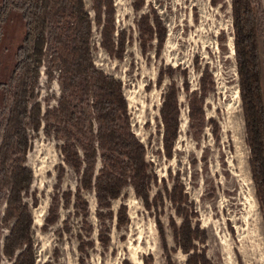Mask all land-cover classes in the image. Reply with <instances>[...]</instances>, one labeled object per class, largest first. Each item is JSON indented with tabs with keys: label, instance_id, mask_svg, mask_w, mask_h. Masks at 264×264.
Wrapping results in <instances>:
<instances>
[{
	"label": "rangeland",
	"instance_id": "1",
	"mask_svg": "<svg viewBox=\"0 0 264 264\" xmlns=\"http://www.w3.org/2000/svg\"><path fill=\"white\" fill-rule=\"evenodd\" d=\"M113 1L114 37L120 36L123 43L119 48L122 58L110 56L102 47V29L95 24L92 57L97 68L123 84L131 128L145 145L146 159L158 176L151 200L157 193L162 199L157 205L151 201L149 210L128 187L113 202V217L99 219L94 191L82 190L80 201L75 196L80 176L64 161L60 149L64 142L47 134L45 123L39 133L28 128L25 162L33 171V183L25 200L34 218L35 264H186L188 254L177 244L172 227H180L186 217L194 227L199 226L204 241L195 239L193 244L210 264H264V205L251 166L233 0ZM85 2L93 18V2ZM3 4L0 0V14ZM253 4L264 102V0H253ZM155 15L165 29L163 44L157 34L150 38L144 33L149 25L156 27ZM67 22L64 18L49 26L36 90L43 114L57 108L62 95L60 64L52 61V55ZM25 32L18 11H12L0 29L3 111L13 103L7 92L14 90L8 83ZM172 86L178 97L180 128L169 157L161 110ZM84 111L93 117L88 107ZM6 121L7 116L0 118V144ZM175 185L176 192L182 191L186 198L179 205L183 216L168 196ZM122 205L128 222L120 224ZM101 212L107 214V210ZM55 215L57 222L47 224L46 219ZM2 233L5 237L9 230L3 228ZM1 264L11 262L3 258Z\"/></svg>",
	"mask_w": 264,
	"mask_h": 264
},
{
	"label": "trees",
	"instance_id": "2",
	"mask_svg": "<svg viewBox=\"0 0 264 264\" xmlns=\"http://www.w3.org/2000/svg\"><path fill=\"white\" fill-rule=\"evenodd\" d=\"M92 2L93 18L85 0H4L0 29L9 14L18 11L25 21L26 32L8 83V87L14 90L13 93L7 92L13 98L12 106L5 112L0 108V118L7 116L0 144V264L3 258L11 264L36 263L34 218L25 200L33 183V171L25 162L29 147L28 128L39 133L45 123L46 133H53L57 140L64 142L60 148L64 161L80 176V188L75 196L80 201L82 190L94 191L99 219L113 217V202L128 187L134 189L149 210L153 207L151 201L157 205L162 199V194L157 193L151 200V191L158 183V176L146 159L145 145L131 128L123 84L97 68L92 57L91 37L95 24L102 29V47L110 56L122 58L119 48H123V43L120 36L114 37V1ZM253 5V0H233L240 93L252 151L251 166L258 195L264 205L262 60ZM64 18L68 19L67 26L56 38V51L52 55V61L60 64L62 95L58 107L43 114L41 104L36 101V90L40 68L46 57L48 30L51 21ZM143 21H148V18L143 17ZM154 22L156 27L149 25L144 28V33L150 38L157 34L160 44H163V23L157 15ZM209 82L212 83L211 80ZM2 87L3 84L0 85ZM170 90L161 110L164 147L169 157L180 128L177 93L173 86ZM85 106L93 112V117L85 113ZM99 159L101 167L98 169ZM176 189L175 185L168 196L173 205H178V215L183 216L179 205L186 198L182 191L176 192ZM34 204H37V199H34ZM101 210H107V214ZM126 214V207L122 205L118 212L120 224L128 222ZM57 220L55 215L47 218L46 222L53 225ZM172 227L177 244L188 254L186 264H210L206 255L199 254L193 244L195 239L204 241L199 237V226L194 227L186 217L180 227L175 224ZM3 228L9 230L5 237Z\"/></svg>",
	"mask_w": 264,
	"mask_h": 264
},
{
	"label": "bare ground",
	"instance_id": "3",
	"mask_svg": "<svg viewBox=\"0 0 264 264\" xmlns=\"http://www.w3.org/2000/svg\"><path fill=\"white\" fill-rule=\"evenodd\" d=\"M35 222H36V220H35Z\"/></svg>",
	"mask_w": 264,
	"mask_h": 264
}]
</instances>
